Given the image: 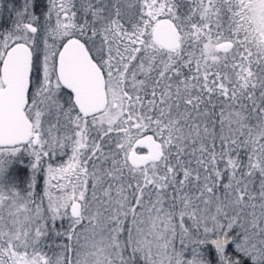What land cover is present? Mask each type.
<instances>
[{
    "label": "snow or ice",
    "instance_id": "6c2138e0",
    "mask_svg": "<svg viewBox=\"0 0 264 264\" xmlns=\"http://www.w3.org/2000/svg\"><path fill=\"white\" fill-rule=\"evenodd\" d=\"M0 264H264V0H0Z\"/></svg>",
    "mask_w": 264,
    "mask_h": 264
},
{
    "label": "rangeland",
    "instance_id": "374dc122",
    "mask_svg": "<svg viewBox=\"0 0 264 264\" xmlns=\"http://www.w3.org/2000/svg\"><path fill=\"white\" fill-rule=\"evenodd\" d=\"M20 167H23L25 169V171H27L26 165H21Z\"/></svg>",
    "mask_w": 264,
    "mask_h": 264
}]
</instances>
